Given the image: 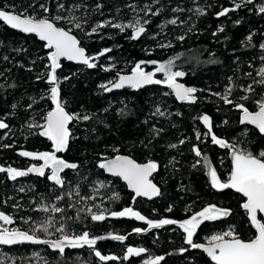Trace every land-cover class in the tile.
Returning <instances> with one entry per match:
<instances>
[{"label": "trees", "instance_id": "16d2710c", "mask_svg": "<svg viewBox=\"0 0 264 264\" xmlns=\"http://www.w3.org/2000/svg\"><path fill=\"white\" fill-rule=\"evenodd\" d=\"M160 2L164 11L159 16L150 17L147 32L133 40L129 38L131 29L121 33L118 29L105 27L99 30V35L92 36L85 35V32L105 19L127 23L134 15L127 7L129 3L142 6L151 3V0H0V8L5 10L22 12L27 9L29 14L37 17L47 15L49 18L68 14L66 11L58 13V3H64L66 7L72 3L84 4L87 13L81 9L75 15L84 17L87 23L83 25V31L73 29V34L81 41V46L89 56H96L104 48L112 49L93 61L97 64L96 68L76 67L61 62L57 74L61 77L60 95L66 111L93 117L88 121H72L69 124L72 136L68 148L57 153V156L79 167L75 170L65 169L61 174L65 180L64 188L47 179L48 170L44 177L30 173L16 180L9 179L6 172H0V211L14 220L12 225L6 227L28 230L30 223L25 222L28 218L38 220L46 215L33 210L41 203L42 197L46 198L45 203H55L56 196L78 185L80 197L95 196V200L77 203L79 197L66 196L58 205L65 212L56 214L57 219L61 216L72 217L67 223L76 232L88 231L94 236L112 233L126 237L124 241L110 238L98 240L94 249L87 246L66 249L63 257L47 245L0 248V259L4 264H43L44 260L48 264H144L145 260L155 256L164 257L160 264H212L203 253L192 251L185 243V233L178 224L136 233L133 231L135 228H147L144 221L132 217L112 218L109 215L111 211H121L125 207L133 208L148 219L167 218L178 222L209 205L230 210L227 217L203 222L196 230L194 243L207 244L212 235L230 228L244 240L255 234L241 210L243 199L230 189L218 190L211 186L208 169L203 166L202 158L195 155L193 147L197 146L208 157L220 179L227 181L232 169V150L213 144L211 136L206 135L207 128L198 117L207 114L212 121V132L218 138L235 144L237 148L251 151L254 155L264 151V136L252 128L240 126L236 107L225 104L218 95H214L224 93L231 77L237 87L230 98L236 103H245L250 111H256L255 101L264 98V85L254 84L255 92L249 94L247 101H241L240 97L246 93L239 87L247 86L254 79L258 80L257 71L264 66L261 60L264 50L259 47L264 43V15L257 13L264 0H254L253 4L219 17L217 13L223 8L234 6L233 0ZM97 3L103 7L93 11ZM29 4H35V7L30 8ZM40 4H45L49 12L44 13ZM176 7L184 11L173 12L172 9ZM197 7L204 9L205 14L196 13L194 9ZM177 16L186 23L168 25L163 31L158 27L164 20ZM237 20L239 24L235 23ZM58 26L72 27L65 21H60ZM221 28L223 31H220ZM251 33L254 35L249 46L246 37ZM179 36L185 38L179 40ZM0 41H3V46H0V72L3 73L0 84L4 85V89L0 90V119L9 125L7 129H0V167L26 170L33 165L39 166L43 161L40 163L31 157L21 156V151H53L51 141L38 134L40 129L28 128V123L34 119L42 124V117L54 107L48 98L50 85L46 83V78L36 79L37 75L48 71L45 67L49 63L48 50L35 37L13 32L1 22ZM168 43L171 47H159L160 44ZM13 49L23 50L16 52ZM4 55H8L10 60L4 61ZM170 58H178L174 70L186 73L177 80L198 89L195 102L177 101L163 84L120 92H106L100 88L102 83L116 80L118 73L130 74L139 61L164 62ZM143 67L146 71H154L155 65L145 64ZM246 73L252 75L247 76ZM65 76L70 78L63 80ZM156 77L164 79L162 73H157ZM13 84L15 87H9ZM13 104L15 108H12ZM29 104H32L31 108H28ZM156 106L166 112L164 117L152 115ZM121 109L125 110V114L121 115ZM153 127L162 131L157 135ZM197 131L201 133L200 140L196 138ZM180 140L185 142L180 144ZM172 144L177 146L172 148ZM116 155L129 156L138 163H147L149 160L157 162L158 169L152 181L161 194L151 202L135 198L118 179L105 176L98 163L102 157L110 159ZM197 160H201V164L193 167ZM97 181L106 185L98 192L95 191ZM114 193L119 198L110 200L109 197ZM92 204L108 210L104 221H92L86 213L77 216L80 208L86 209ZM169 208L171 211H168ZM58 235L56 233L42 238L55 239ZM128 247L147 251L124 260ZM181 248L186 251L181 253ZM95 251L117 259L101 261L95 256Z\"/></svg>", "mask_w": 264, "mask_h": 264}, {"label": "snow or ice", "instance_id": "6c2138e0", "mask_svg": "<svg viewBox=\"0 0 264 264\" xmlns=\"http://www.w3.org/2000/svg\"><path fill=\"white\" fill-rule=\"evenodd\" d=\"M253 3L254 0H239V2L233 0L234 6L232 8H223L217 13V16H224L230 11L238 10L241 7ZM156 5H160V7H156ZM28 7L34 8L35 4H29ZM39 7L44 13L49 12V8L45 4H40ZM102 7V4L97 3L93 11H99ZM127 7L134 14L127 23L114 22L112 18L105 19L103 21H98L90 31L85 32V35H99L100 29L111 27L118 29L121 33L126 29H131V36L129 38L133 40L139 39L147 32L146 26L151 23L150 17L159 16L164 11V7L161 5L160 0H151V3H144L142 6L129 3ZM81 9H84L85 13H87V6L84 4L72 3L66 7L64 3H58V13L66 11L68 14L66 16L58 14L49 18L47 15L37 17L35 14H29L27 9L22 12H16L0 8V22H3L4 25H7L11 29L18 30L21 33L34 34L40 41L44 42V47L48 50L47 60L49 63L45 65L48 71L46 73H40L37 75L36 79L41 80L46 78V83L50 85L48 98L51 100L52 105H54V107L48 110L42 117V124L35 119L28 123L29 129H40L38 134L51 141L53 151H21L19 155L31 157L32 159L43 161V163L39 166L33 165L26 170H18L13 167H0V172H6L11 180L27 176L30 173H35L40 177H44L46 170H50L47 179L60 188H64L65 180L61 174L65 169L75 170L79 167L78 164L67 162L57 156V153H61L68 148L69 140L72 136L69 124L74 120L88 121L93 117L87 114L81 116L80 114H73L66 111L61 100V77L58 76L57 70L62 66V59L86 65L88 68H96L97 64L93 61L98 60L100 56H104L106 53L112 51L111 48H104L96 56H89L86 54L85 48L81 46V41L73 34V29L83 31V25L87 23L84 17L75 15V13ZM172 11L182 12L184 9L176 7L173 8ZM189 11L193 10L189 9ZM194 11L200 15L205 14L204 9L199 7L194 9ZM257 13L264 15V4L257 9ZM60 21H65L72 25V27L65 28L58 26ZM178 23L184 24L186 21L180 20L177 16L164 20L158 27L163 31L168 25H177ZM235 23L239 24L240 21L237 20ZM190 30L191 29H189V31ZM220 31H223V28H221ZM253 35L254 33H251L246 37V43L249 46H251ZM184 38V36L177 37L179 40H183ZM0 46H3V41H0ZM159 47H171V44H160ZM259 47L261 50H264V43H261ZM22 50L23 49H13V51L16 52ZM2 59L4 61H9L10 57L4 55ZM176 59L178 58H170L164 62L155 60L139 61L132 68L130 75H120L118 73V79L109 80L106 84L102 83L100 88L106 92H111L113 89H121L125 86L133 89H140L146 85L163 84L172 90L178 100L193 103L197 99L195 93L198 89L195 87H187L178 82L177 78L184 77L186 73L182 70H174L177 68L175 63ZM261 60L264 61V56L261 57ZM212 62L214 63L215 61ZM33 63H35V61H33ZM145 64L155 65L154 71H146L143 67ZM6 71H10V69H6ZM157 73H162L164 79H156ZM2 75L3 73L0 72V76ZM245 75L251 76L252 74L246 73ZM257 76L259 77L258 80L254 79L253 82L247 86H239L241 90L246 93L240 97L241 101H247L250 98L249 94L255 92V88L253 87L254 84L264 85V66L258 69ZM69 78L70 77L65 76L62 79L67 80ZM229 81V86L226 87L223 94L214 93V95H218L225 104L234 105L241 111L242 116L240 122L242 124L247 123L254 125L261 133H264V98L255 101L257 105L256 111H250L249 108L245 106V103H236L230 98L237 85L232 82L231 77ZM9 87H15V85H9ZM3 89L4 85L0 84V90ZM165 95H167V93ZM33 103H36V101L33 100ZM15 107L16 105L13 104L12 108ZM31 107L32 104H29L28 108ZM123 114H125V110L121 109V115ZM152 115L164 117L166 112L163 111L160 106H156ZM198 119L201 120L203 125L207 128L206 135L211 136L213 144L219 145L222 148H231L232 150V169L227 181H222L220 179L208 157L204 156L197 146L193 147V151L197 157L202 158L203 166L208 169L207 174L210 177L211 186L213 188L218 190L234 189L237 193L242 194L243 197L246 198L241 207L246 211L249 221L255 229V234L250 239L244 240L236 234L234 229L230 228L228 231L212 235L207 244L194 243L193 237L196 230L203 222L216 221L230 215L229 209H223L216 205H209L202 211L194 213L190 218L179 222L167 218L159 220L148 219L140 212L134 211L131 207H125L121 211H111L109 215L112 218L132 217L136 220L144 221L147 228H135L133 231L136 233L151 229H160L165 225L178 224L179 228L185 233V243L193 249H202L211 260L214 261V264H264V219L258 218V214H264V151H261L258 155H254L251 151L237 148L235 144H229L224 139L218 138L212 132V121L207 114L198 117ZM7 128H9V125L3 119H0V129ZM160 131L162 130L153 127V132L157 135ZM196 138L197 140L201 139V133L199 131L196 132ZM184 142V140L179 141L180 144ZM176 146V144L170 145L172 148ZM5 147H11V145H5ZM200 164L201 160H197L193 167ZM98 167L126 181L128 187L137 197L144 196L151 199L161 194L158 186L150 179L152 174L158 169L157 162L153 160L140 164L128 156L116 155L111 159L102 157L98 163ZM96 184L97 188L95 191L97 192L100 188L106 187L102 181H97ZM21 191H24V189H21ZM73 195L79 197L77 203L82 200H95V196L80 197L78 185L75 189L62 192L60 195L56 196L55 203H45L44 201L46 198L42 197L41 203L33 210L43 212L46 215L38 220L28 218V220L25 221L26 223H30L28 230L6 227V225H12L14 220L11 216L0 211V222H2L0 223V245H14L24 242L42 244L47 245L50 249L58 252V254L63 257L66 249H79L85 246L94 249L98 240L110 238L116 241H124L126 239L124 235H113L112 233H109L107 236H94L88 231L76 232L67 223L72 217L61 216L57 219L56 214L65 212L64 208L58 206L59 201H62L66 196L71 198ZM118 198L119 195L116 193L109 197L110 200H116ZM16 207H20V205H16ZM70 207H74V205H70ZM94 208L97 210L94 211ZM107 211L108 210L101 205L92 204L86 209L80 208L77 216H79V213H86L90 216L92 221H104L107 218L105 214ZM168 211H171V208H169ZM56 233H59V235L55 239L42 238L51 237ZM146 251L147 250L144 248L128 247L123 259L127 260L131 256H139ZM184 251H186V249H180L181 253ZM95 256L101 261L117 259L115 256L102 255L100 251H95ZM163 259V256H155L154 258L145 260L144 264H160ZM0 264H4L2 259H0ZM43 264H48V262L44 260Z\"/></svg>", "mask_w": 264, "mask_h": 264}, {"label": "water", "instance_id": "95a60500", "mask_svg": "<svg viewBox=\"0 0 264 264\" xmlns=\"http://www.w3.org/2000/svg\"><path fill=\"white\" fill-rule=\"evenodd\" d=\"M2 24H3V22H1ZM4 25V24H3ZM9 30H11V31H13V32H16V33H19V34H21V35H23V36H32V37H35L40 43H42V44H44V42L43 41H40L39 39H38V37H36L34 34H25V33H21V32H19L18 30H14V29H11L10 27H8L7 25H5ZM47 50V49H46ZM61 62H65V63H68V64H72V65H74V66H76V67H87L86 65H83V64H80V63H77V62H74V61H68V60H64V59H62L61 60ZM131 74V73H130ZM130 74H122V75H130ZM156 79H158L157 77H155ZM118 79V78H117ZM179 83H182V82H180V81H178ZM183 84V83H182ZM185 85V84H184ZM155 86H157V84H152V85H146V86H144V87H142V88H140V89H133V88H130V87H128V86H125L124 88H121V89H113L111 92H120V91H122V90H125V89H131V90H143V89H148V88H152V87H155ZM186 86V85H185ZM188 87V86H187ZM166 88L168 89V91L172 94V96L177 100V101H179V102H187V101H181V100H178L177 98H176V96H175V94L172 92V90L171 89H169L167 86H166ZM236 111L239 113V124H240V126H242V127H249V128H252V129H254L255 131H257L258 132V134L259 135H261V136H264V133H261L260 131H259V129L258 128H256L254 125H251V124H247V123H244V124H242L240 121H241V116H242V113H241V111L239 110V109H237L236 108ZM123 156H125V155H123ZM115 157V156H114ZM114 157H112V158H114ZM129 157V156H128ZM111 159V158H110ZM138 163V162H137ZM140 164H144V163H140ZM102 171H103V173H104V175L105 176H107V177H109V178H115V179H118L126 188H127V190H128V192L129 193H131V194H133L134 195V197L135 198H141V199H143V200H145V201H148V202H151V201H153V200H155L156 199V197L157 196H154V197H152L151 199H149L148 197H144V196H139V197H137L136 195H135V193L128 187V185H127V182L126 181H124L122 178H120V177H115V176H113V175H111L110 173H108V172H106L105 170H103V169H101ZM155 173L156 172H154L153 174H152V176L150 177V179L152 180V178L154 177V175H155ZM31 174H35V173H31ZM154 183V182H153ZM230 190H232V191H234L235 193H237L234 189H230ZM242 199H243V202H242V204L245 202V200H246V198L245 197H243V195L242 194H240V193H237ZM241 204V205H242ZM241 210H242V212H244L245 214H246V218H247V220H248V222H249V224H250V226H251V228H252V230L254 231V233H255V229L252 227V225H251V223H250V221H249V217H248V215H247V213H246V211L241 207ZM128 218H130V217H127V219ZM258 218L259 219H264V214H258ZM41 246L42 244H32V243H30V242H24V243H19V244H14V245H0V248H7V249H10V248H14V247H18V246ZM191 250L192 251H198V252H201V253H203L205 256H206V258L212 263V264H214V261H212L211 260V258L207 255V253H205L202 249H193V248H191Z\"/></svg>", "mask_w": 264, "mask_h": 264}, {"label": "rangeland", "instance_id": "374dc122", "mask_svg": "<svg viewBox=\"0 0 264 264\" xmlns=\"http://www.w3.org/2000/svg\"><path fill=\"white\" fill-rule=\"evenodd\" d=\"M48 173L50 174V170H48Z\"/></svg>", "mask_w": 264, "mask_h": 264}, {"label": "flooded vegetation", "instance_id": "af4514ba", "mask_svg": "<svg viewBox=\"0 0 264 264\" xmlns=\"http://www.w3.org/2000/svg\"><path fill=\"white\" fill-rule=\"evenodd\" d=\"M38 161H39V160H38ZM39 162H40V161H39ZM39 162H38V163H39ZM41 162H42V161H41ZM41 162H40V163H41ZM40 163H39V164H40Z\"/></svg>", "mask_w": 264, "mask_h": 264}]
</instances>
